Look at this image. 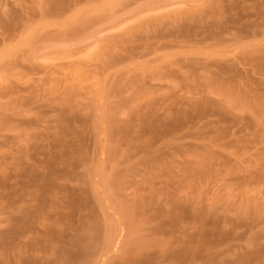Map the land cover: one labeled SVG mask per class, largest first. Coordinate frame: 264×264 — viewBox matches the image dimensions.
I'll return each instance as SVG.
<instances>
[{
    "label": "rangeland",
    "instance_id": "rangeland-1",
    "mask_svg": "<svg viewBox=\"0 0 264 264\" xmlns=\"http://www.w3.org/2000/svg\"><path fill=\"white\" fill-rule=\"evenodd\" d=\"M0 264H264V0H0Z\"/></svg>",
    "mask_w": 264,
    "mask_h": 264
},
{
    "label": "bare ground",
    "instance_id": "bare-ground-1",
    "mask_svg": "<svg viewBox=\"0 0 264 264\" xmlns=\"http://www.w3.org/2000/svg\"><path fill=\"white\" fill-rule=\"evenodd\" d=\"M134 244H135V243H134ZM145 244H147L146 241H144V242H143V241L138 242L134 248L138 249L139 247H141V246H143V245H145ZM131 250H132V249H131ZM132 252H133V250H132ZM137 252H138V251H137ZM134 253H135V252H134Z\"/></svg>",
    "mask_w": 264,
    "mask_h": 264
}]
</instances>
